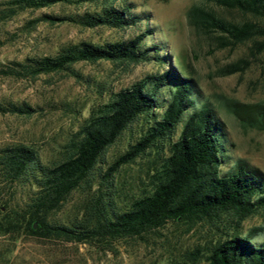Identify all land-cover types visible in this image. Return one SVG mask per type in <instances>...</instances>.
Wrapping results in <instances>:
<instances>
[{
  "label": "trees",
  "instance_id": "obj_1",
  "mask_svg": "<svg viewBox=\"0 0 264 264\" xmlns=\"http://www.w3.org/2000/svg\"><path fill=\"white\" fill-rule=\"evenodd\" d=\"M114 1L3 0L0 19L55 2L88 3L92 9L62 16L44 14L43 18L112 28L126 27L140 19L123 0L119 4ZM214 7L235 10L246 18L226 19ZM185 15L192 29L212 38L217 47L249 41L248 55L264 53V0H200L191 4ZM145 34L141 31L127 39L102 44L69 43L52 55L8 61L0 65V75L34 77L38 73L71 70L70 65L76 61L99 59L115 63L152 59L163 63L165 54L158 53L157 44L145 45ZM246 64L247 58L238 57L224 66V72L241 70ZM162 90L166 98H160ZM194 96L188 73L168 65L159 73L147 74L112 92L82 121L58 161L44 164L36 150L24 144L0 147V181L29 187L21 210L9 211L0 204V234L22 232L37 239L105 247L115 240L143 239L167 222L182 224L186 229L206 223L219 234L187 253L190 264L200 259L204 264H264V241L255 243L249 236L239 234L243 220L264 210V175L241 162L228 172H220L226 157L223 125L206 104L196 107ZM249 107L257 115L254 126L264 129V115L260 114L264 107ZM29 110L24 104L0 102L1 113L28 114ZM234 113L244 125L243 118L235 110ZM138 120L142 128L137 138L100 171L98 164L105 149ZM150 153L153 158L146 172V188L132 195L125 206L117 207L111 189L114 173ZM76 190L84 192L78 216L66 223L50 220L49 215Z\"/></svg>",
  "mask_w": 264,
  "mask_h": 264
},
{
  "label": "rangeland",
  "instance_id": "obj_2",
  "mask_svg": "<svg viewBox=\"0 0 264 264\" xmlns=\"http://www.w3.org/2000/svg\"><path fill=\"white\" fill-rule=\"evenodd\" d=\"M3 0H0V3ZM121 0H115L119 4ZM140 19L121 28L105 25L82 26L68 20H48L44 14L69 15L92 9L88 3L55 2L37 8H25L0 19V65L26 56L52 55L60 47L79 41L102 44L127 39L144 32L145 45L157 44L164 53L163 63L154 60L115 63L99 59L76 61L71 70L38 73L34 77L0 75V102L24 104L28 114L0 112V147L24 144L34 148L39 160L50 164L62 158L64 146L89 113L106 102L112 92L126 87L147 74L159 73L171 65L188 73L194 84L195 106L206 104L224 129V155L220 172L230 171L238 162L264 175V129L254 126L253 105L264 107V53L248 55L249 41L232 47H217L212 38L196 33L187 23L185 11L200 0H123ZM2 5L0 4V7ZM229 20L246 16L235 10L214 7ZM36 18V20H32ZM238 57L247 58L241 70L224 72V66ZM165 90L160 98H166ZM248 106V107H247ZM243 118L244 125L237 115ZM264 115V109L260 111ZM180 124L176 126V137ZM141 121L133 122L108 146L99 162L104 168L133 142L141 131ZM166 146L162 147L165 153ZM150 153L121 166L111 183L117 207L125 206L132 195L146 188ZM28 186L7 185L0 181V204L9 211L24 207ZM84 192H71L59 210L49 219L66 223L78 212ZM218 231L206 223L190 229L167 222L143 239H120L105 247L93 243L37 239L22 232L0 234V264H190L188 252L212 241ZM239 234L252 242L264 241V210L243 220ZM195 264H204L200 259Z\"/></svg>",
  "mask_w": 264,
  "mask_h": 264
},
{
  "label": "water",
  "instance_id": "obj_3",
  "mask_svg": "<svg viewBox=\"0 0 264 264\" xmlns=\"http://www.w3.org/2000/svg\"><path fill=\"white\" fill-rule=\"evenodd\" d=\"M33 226H34V224H33Z\"/></svg>",
  "mask_w": 264,
  "mask_h": 264
}]
</instances>
